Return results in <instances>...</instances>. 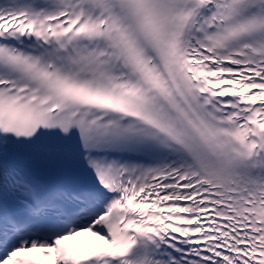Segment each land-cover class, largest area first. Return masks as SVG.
<instances>
[{"label":"snow or ice","instance_id":"1","mask_svg":"<svg viewBox=\"0 0 264 264\" xmlns=\"http://www.w3.org/2000/svg\"><path fill=\"white\" fill-rule=\"evenodd\" d=\"M0 264H264V0H0Z\"/></svg>","mask_w":264,"mask_h":264}]
</instances>
